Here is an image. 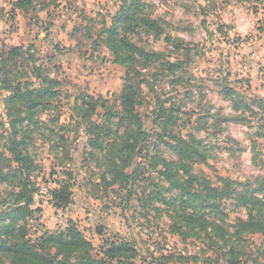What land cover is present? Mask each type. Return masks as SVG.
Returning a JSON list of instances; mask_svg holds the SVG:
<instances>
[{
  "label": "rangeland",
  "instance_id": "374dc122",
  "mask_svg": "<svg viewBox=\"0 0 264 264\" xmlns=\"http://www.w3.org/2000/svg\"><path fill=\"white\" fill-rule=\"evenodd\" d=\"M261 10L264 0H0V171L10 164L35 185L37 212L19 224L27 239L76 227L96 253L132 243L130 264H230L231 248L240 264H264V233L244 228L264 218ZM19 83L54 96L27 112L7 102ZM190 177L203 195L229 192L198 211L194 230L169 183ZM66 185L71 201L58 209L51 192ZM18 191L0 181V203Z\"/></svg>",
  "mask_w": 264,
  "mask_h": 264
},
{
  "label": "trees",
  "instance_id": "16d2710c",
  "mask_svg": "<svg viewBox=\"0 0 264 264\" xmlns=\"http://www.w3.org/2000/svg\"><path fill=\"white\" fill-rule=\"evenodd\" d=\"M123 12V18H132L133 14L130 10L124 8ZM119 21L121 19H118L109 31L108 43L111 49L116 48L115 43L117 40L115 39L114 31ZM145 24L148 28L157 30L156 22L147 19L145 20ZM140 53L143 54L144 52L140 51ZM23 86V83H19L15 88H12V95L8 98L7 102L14 106L19 103H24L27 112L44 106L46 98L48 96L51 98L54 96L52 90L45 86L25 90ZM230 93L235 94L233 90ZM134 103L132 92L124 94V114L122 115V119L128 123H132L134 120L139 121L138 114L134 112ZM173 149L183 157L189 158L193 156V152L188 148H180L178 146ZM7 151L12 154L14 161L19 164H26L28 171L31 170L33 162L19 148H7ZM0 158L5 162H9L1 153ZM15 177L17 175L10 164L8 165V169L0 171V181H11L19 189L13 196L14 201L12 204L7 201L0 203L3 208V211L0 212V264H130V261L137 256L134 245L127 241H105L99 253H96L93 244L76 227H70L67 231L56 234L46 232L44 236L35 242L28 240L25 227L19 226V224L37 212L31 209V206L34 204L33 193L35 191V185L30 181L28 175L25 177L22 175L21 179L20 177ZM18 179H20L19 182ZM196 181L197 178L190 177L185 182H181L176 178H170L169 182L172 189L182 194L179 197V210L184 215L186 225L193 230L197 228L194 225L195 222H199L194 219L199 210H211L215 207V202L218 198L229 195V192L222 190H217L215 193L211 190L203 195L195 188L194 184ZM51 196L56 208L59 209L62 206L68 205L72 196L71 186L66 185L60 189H55L51 192ZM238 197V204L247 205L248 200L245 196ZM256 202L259 201L257 200ZM263 223V217L259 219L250 218L244 224V228L254 233H264ZM230 251L231 258L229 259L232 260L230 264H240L241 260L238 253L236 254L237 251L235 248H231Z\"/></svg>",
  "mask_w": 264,
  "mask_h": 264
},
{
  "label": "crops",
  "instance_id": "0c3cea01",
  "mask_svg": "<svg viewBox=\"0 0 264 264\" xmlns=\"http://www.w3.org/2000/svg\"><path fill=\"white\" fill-rule=\"evenodd\" d=\"M248 12H250V11H248ZM264 12V10H261L260 11V13H262V15L264 14L263 13ZM250 15V19H251V21L253 22L254 21V19H256L257 18V15H258V13L257 14H249ZM260 19H257V21H259ZM264 37V36H263ZM251 84V83H250ZM249 89H251V87L250 86H248V90Z\"/></svg>",
  "mask_w": 264,
  "mask_h": 264
}]
</instances>
